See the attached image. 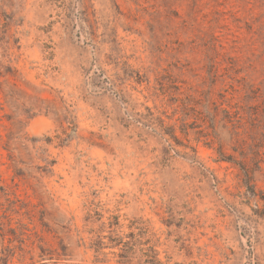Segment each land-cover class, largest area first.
I'll return each instance as SVG.
<instances>
[{"label": "rangeland", "instance_id": "374dc122", "mask_svg": "<svg viewBox=\"0 0 264 264\" xmlns=\"http://www.w3.org/2000/svg\"><path fill=\"white\" fill-rule=\"evenodd\" d=\"M0 264H264V0H0Z\"/></svg>", "mask_w": 264, "mask_h": 264}, {"label": "trees", "instance_id": "16d2710c", "mask_svg": "<svg viewBox=\"0 0 264 264\" xmlns=\"http://www.w3.org/2000/svg\"><path fill=\"white\" fill-rule=\"evenodd\" d=\"M220 153H221V156H222L221 160L234 162V163H236V164H238L240 166V169H241V171L243 173V176H244V184H245V186L249 189V191L251 192L252 195H256L255 190L252 189L254 185H252V183H251V181L253 180V170L249 169V167H247L242 162L241 163L237 162L232 157L225 156L222 151H220Z\"/></svg>", "mask_w": 264, "mask_h": 264}]
</instances>
